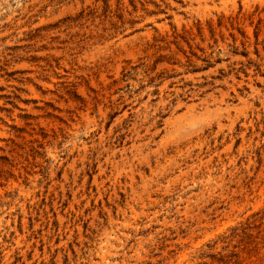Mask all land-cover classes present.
<instances>
[{"label":"rangeland","instance_id":"1","mask_svg":"<svg viewBox=\"0 0 264 264\" xmlns=\"http://www.w3.org/2000/svg\"><path fill=\"white\" fill-rule=\"evenodd\" d=\"M0 264H264V0H0Z\"/></svg>","mask_w":264,"mask_h":264}]
</instances>
